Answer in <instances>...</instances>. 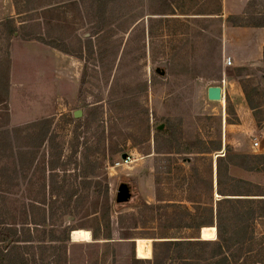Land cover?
<instances>
[{
    "label": "rangeland",
    "instance_id": "rangeland-1",
    "mask_svg": "<svg viewBox=\"0 0 264 264\" xmlns=\"http://www.w3.org/2000/svg\"><path fill=\"white\" fill-rule=\"evenodd\" d=\"M94 6L92 0H0V218L26 222L33 236L44 214L43 229L70 226L72 264H111L114 256L117 264H141L134 260L137 239L149 240L151 258L155 240L200 238L203 227L181 226L191 220L186 210L195 217H203L204 206L215 210L218 189L264 194V164L250 171L248 159L236 155L264 154V27L225 22L228 15L241 16V24L259 20L264 0L110 5L112 32L103 29L97 54L83 51L79 58L95 30ZM7 18L31 39L10 35ZM40 32L69 53L37 39ZM225 57L231 65H223ZM210 86L222 89L220 100L207 98ZM41 120L48 132L40 144V127L32 125ZM217 156H224L220 175ZM63 178L68 189H61ZM120 183L131 191L122 204L115 201ZM239 208L225 210L239 232L232 242L247 238L226 251L230 264H264V202ZM250 213L248 224L239 225ZM78 229L91 239L73 240ZM108 229L114 244L103 261V241L93 233ZM211 251L197 254L207 258Z\"/></svg>",
    "mask_w": 264,
    "mask_h": 264
},
{
    "label": "trees",
    "instance_id": "trees-1",
    "mask_svg": "<svg viewBox=\"0 0 264 264\" xmlns=\"http://www.w3.org/2000/svg\"><path fill=\"white\" fill-rule=\"evenodd\" d=\"M96 7L94 6V18L96 21L92 25L95 29L84 43L78 49V57H82V52L84 51L86 54L93 56L97 54L98 46L97 40L99 36L102 34L103 29L105 31H111L114 27V18L108 7L110 5H117L118 8H124L128 5L132 0H92ZM150 3V0H147ZM216 21H222L221 16H216ZM216 19V18H214ZM242 17L235 15H228L225 18V22L232 26L238 25H251L256 27H264V17L259 18V20H251L250 24H241ZM28 20V19H27ZM8 23V33L10 35L20 36L22 39H31V33H23L20 35L18 29L11 26L12 18H7ZM109 33V32H107ZM40 41L50 44L59 50L69 53L65 48L55 45L53 39L52 42H48L50 39L45 40V36L42 32L36 35ZM96 46V47H95ZM100 53V50H99ZM3 80L6 81V71L3 74ZM245 97L250 108H253V104L250 100L249 94L245 93ZM101 108V107H99ZM102 113V112H101ZM74 119V118H73ZM75 120V119H74ZM40 127L37 132L38 136H40V144L43 141L44 136L48 132V123L47 120H41L40 122L33 124L32 128ZM165 134H168L171 130V125L169 121H167L166 128H163ZM160 130L157 129V132ZM220 146L215 150H220ZM179 153V152H178ZM240 157L248 159V163L245 166L247 170L250 171H260L264 164V154H236ZM224 156H217V173L220 175L221 162ZM89 160V156L87 154H83V160ZM87 161V162H88ZM94 163L91 165L94 167L97 164L96 158L93 159ZM219 177V176H218ZM234 180V179H233ZM238 180V179H237ZM240 181V180H238ZM68 183H65L63 178L61 189H68ZM249 185H253L252 183H248ZM210 188L212 189V184H210ZM76 191V188L70 192V197L73 192ZM217 193L220 195V198L216 200V208L212 206H204V215L203 217L196 216L191 214L189 210H186V215L189 216L190 221L184 222L181 226L188 227L192 229H200L205 226H215L216 229V238L215 239H202L198 237H175V238H167L162 240H155L152 246V257L151 258H135L136 262H141V264H174L175 262H183L184 264H189L192 261L196 262L200 259L207 260L206 264H230V257L227 254V250H231L232 243H244L246 242V237L243 235V238L233 239L232 236L238 231H235L234 228H230V226H234L231 222V218H228V211H232L235 208V203L240 204L239 210L242 211L243 208L246 207L247 202H253V199H261L264 202V197L254 198L255 196H264V194L253 193L250 188L241 189L237 192L225 193L221 190H217ZM68 199V198H67ZM69 200V199H68ZM117 203V202H116ZM122 204V203H119ZM248 211L238 212L240 215L244 217V215L248 214ZM226 215V216H225ZM254 216L253 213H250L248 217L241 218L239 225H247V218H252ZM0 217H2L0 215ZM227 218V219H226ZM226 219V221H225ZM26 222L19 223H6L4 218H0V264H72L73 259L68 256V246L67 243L70 242V232L72 228L70 226L62 227V230L57 229H43L45 225V214L41 220L35 221L34 223L37 225H41L42 229H35L38 234L33 236L31 234L28 226H25ZM60 233L57 234V232ZM41 233V235H39ZM94 240H102L103 248L105 249L102 252L101 258L103 260L104 254L109 251L111 246L114 244L113 238L111 237L110 231L108 229L107 234L99 235L93 233ZM212 250L207 258L197 254L198 251ZM204 257V258H202ZM98 259L95 260L94 264H98ZM104 261V260H103ZM111 264H117V260L115 256L111 259ZM181 264V263H180ZM191 264V263H190Z\"/></svg>",
    "mask_w": 264,
    "mask_h": 264
},
{
    "label": "bare ground",
    "instance_id": "bare-ground-1",
    "mask_svg": "<svg viewBox=\"0 0 264 264\" xmlns=\"http://www.w3.org/2000/svg\"><path fill=\"white\" fill-rule=\"evenodd\" d=\"M215 227H203L201 229L202 239H215ZM73 240L87 241L91 239L90 232L85 229H78L71 233ZM76 241V242H77ZM79 242V241H78ZM136 254L139 258H149L151 256V249L149 245V240L140 238L136 240Z\"/></svg>",
    "mask_w": 264,
    "mask_h": 264
},
{
    "label": "water",
    "instance_id": "water-1",
    "mask_svg": "<svg viewBox=\"0 0 264 264\" xmlns=\"http://www.w3.org/2000/svg\"><path fill=\"white\" fill-rule=\"evenodd\" d=\"M157 72H159L160 74H163V71H160L158 68L156 69ZM221 88L219 86H210L207 89V98L209 100H220L221 99ZM73 116L75 118H78L80 116V112L79 111H75ZM161 126L158 127V129H160ZM127 156L126 154H122L121 158L125 159ZM131 198V191H130V187L126 184V183H120L118 190H117V194L115 197V201L117 203H126L130 200ZM201 231V229H200ZM200 238L202 237V234L200 233ZM214 239V238H213Z\"/></svg>",
    "mask_w": 264,
    "mask_h": 264
},
{
    "label": "built area",
    "instance_id": "built-area-1",
    "mask_svg": "<svg viewBox=\"0 0 264 264\" xmlns=\"http://www.w3.org/2000/svg\"><path fill=\"white\" fill-rule=\"evenodd\" d=\"M231 63H232V61H231V58L230 57H225L224 59H223V65L224 66H229V65H231ZM254 147H257V145H258V142H254Z\"/></svg>",
    "mask_w": 264,
    "mask_h": 264
},
{
    "label": "crops",
    "instance_id": "crops-1",
    "mask_svg": "<svg viewBox=\"0 0 264 264\" xmlns=\"http://www.w3.org/2000/svg\"><path fill=\"white\" fill-rule=\"evenodd\" d=\"M221 92H222V89H221ZM247 151L243 152V153H246Z\"/></svg>",
    "mask_w": 264,
    "mask_h": 264
}]
</instances>
